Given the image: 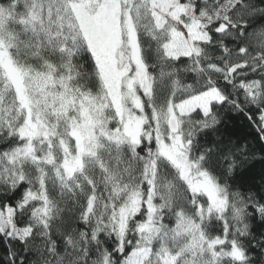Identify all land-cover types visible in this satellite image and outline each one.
<instances>
[{"label":"snow or ice","instance_id":"snow-or-ice-1","mask_svg":"<svg viewBox=\"0 0 264 264\" xmlns=\"http://www.w3.org/2000/svg\"><path fill=\"white\" fill-rule=\"evenodd\" d=\"M0 264H264V0H0Z\"/></svg>","mask_w":264,"mask_h":264},{"label":"trees","instance_id":"trees-1","mask_svg":"<svg viewBox=\"0 0 264 264\" xmlns=\"http://www.w3.org/2000/svg\"><path fill=\"white\" fill-rule=\"evenodd\" d=\"M228 119L231 121V126L235 129L237 134L248 141L255 142L258 135V130L242 119H237L229 116ZM259 166H257L258 168Z\"/></svg>","mask_w":264,"mask_h":264}]
</instances>
